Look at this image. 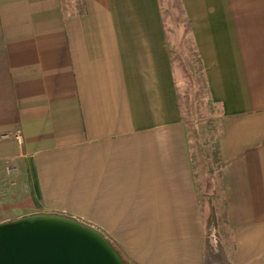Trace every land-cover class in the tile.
<instances>
[{
    "label": "crops",
    "instance_id": "crops-1",
    "mask_svg": "<svg viewBox=\"0 0 264 264\" xmlns=\"http://www.w3.org/2000/svg\"><path fill=\"white\" fill-rule=\"evenodd\" d=\"M74 6L0 0V210L75 216L130 264H205L196 117L180 98L190 37V91L219 110L210 159L234 264H264V0Z\"/></svg>",
    "mask_w": 264,
    "mask_h": 264
},
{
    "label": "water",
    "instance_id": "water-1",
    "mask_svg": "<svg viewBox=\"0 0 264 264\" xmlns=\"http://www.w3.org/2000/svg\"><path fill=\"white\" fill-rule=\"evenodd\" d=\"M0 264H130L99 228L39 211L0 221Z\"/></svg>",
    "mask_w": 264,
    "mask_h": 264
},
{
    "label": "rangeland",
    "instance_id": "rangeland-1",
    "mask_svg": "<svg viewBox=\"0 0 264 264\" xmlns=\"http://www.w3.org/2000/svg\"><path fill=\"white\" fill-rule=\"evenodd\" d=\"M68 5L69 10H75V1L77 0H64ZM73 6V7H72ZM188 52L190 58L185 59L186 62L191 63V66H198L199 61L197 59L194 46L188 37ZM180 62V61H179ZM183 74L181 75L183 84L180 87V98L185 102V99H189L186 112L188 117L194 118L195 124L192 126L194 138L192 140L194 151L197 158V178L200 185V190L204 199V203L208 208L207 214H210L207 218L208 223V241L206 247V263L205 264H234L235 245L234 239L228 231L226 225V215L224 211V202L222 196V187L219 182L213 180L218 179V166H211V157L216 158V138L219 132L218 108L212 104L209 100L207 93L204 91L202 98L197 99L196 91L192 88V81L190 74L193 75V68L189 65L186 68L183 66ZM215 114V115H214ZM216 175V177H215ZM219 175V173H218ZM219 180V179H218ZM217 181V180H216ZM17 213L10 209L0 210V221L5 219H13L10 217L17 216ZM19 217V216H17Z\"/></svg>",
    "mask_w": 264,
    "mask_h": 264
},
{
    "label": "built area",
    "instance_id": "built-area-1",
    "mask_svg": "<svg viewBox=\"0 0 264 264\" xmlns=\"http://www.w3.org/2000/svg\"><path fill=\"white\" fill-rule=\"evenodd\" d=\"M17 137L21 140V135L20 134H18Z\"/></svg>",
    "mask_w": 264,
    "mask_h": 264
}]
</instances>
